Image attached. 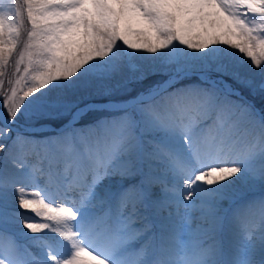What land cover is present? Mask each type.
<instances>
[{
    "label": "snow or ice",
    "instance_id": "6c2138e0",
    "mask_svg": "<svg viewBox=\"0 0 264 264\" xmlns=\"http://www.w3.org/2000/svg\"><path fill=\"white\" fill-rule=\"evenodd\" d=\"M245 91L264 97V0H0V264H264Z\"/></svg>",
    "mask_w": 264,
    "mask_h": 264
},
{
    "label": "rangeland",
    "instance_id": "374dc122",
    "mask_svg": "<svg viewBox=\"0 0 264 264\" xmlns=\"http://www.w3.org/2000/svg\"><path fill=\"white\" fill-rule=\"evenodd\" d=\"M30 27V25H28L27 21L25 20V24L22 28V33L25 32L27 30V28ZM151 54H144V59H142L141 61L138 62L139 66L141 68H146L148 66H150L153 61L151 60ZM126 75H132L131 71H126ZM253 78L256 79L257 81H259L260 77L259 74L256 73L253 75ZM160 79H164V77H160V76H155L152 77L149 81H145L143 85H132V91L130 93H126V92H121L117 95L116 99L121 100V101H128L130 99H132V97H134L139 91L144 90L150 83L154 82L155 80H160ZM244 95L246 96L247 100L250 101L251 103H253L257 109H260L262 107H264V97H262L259 93H257L256 95H252L251 93L245 91ZM2 111V112H1ZM5 110L2 106V103H0V114L3 113ZM102 118L100 113H96V114H89V117H87V119L91 120V119H95V118ZM84 121L82 120L81 123H83ZM19 127L20 128H25L26 126L24 125L23 121H21L19 123ZM52 127H55V124L52 125ZM15 131V129H14ZM14 134V132H13ZM4 167V161L2 156H0V168ZM244 193H241V196H243ZM29 215H32L31 213H29ZM36 222H43L40 220V218H36ZM9 233L11 234V237L15 238V241L22 247L24 245L29 244V241L20 235V231L21 228L19 225H11L8 229ZM27 231V230H24ZM35 235L38 236H42L44 235V233H37ZM221 241V240H220ZM222 242V241H221ZM11 243V239L8 235H5L4 237L0 238V248H7L8 245Z\"/></svg>",
    "mask_w": 264,
    "mask_h": 264
},
{
    "label": "bare ground",
    "instance_id": "6f19581e",
    "mask_svg": "<svg viewBox=\"0 0 264 264\" xmlns=\"http://www.w3.org/2000/svg\"><path fill=\"white\" fill-rule=\"evenodd\" d=\"M132 99L128 100L131 101ZM2 112V111H1ZM3 114V113H1ZM82 122V121H81ZM80 122V123H81ZM84 123V122H83ZM79 127V124L77 125ZM244 195L242 196V200L238 201V203L243 204V203H247L248 201L251 200H258L261 195H262V190L260 188L259 185H256L254 188H252L251 190H246L243 192ZM237 205H231L229 206L228 202L224 203V207L225 208H229L231 207L232 209H234ZM167 214V213H165ZM229 215H231V212H229ZM219 239L222 241L223 244L227 245V243L229 242V240L231 239V231L229 226L225 225V228L223 230V232L220 234Z\"/></svg>",
    "mask_w": 264,
    "mask_h": 264
}]
</instances>
